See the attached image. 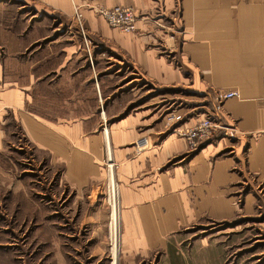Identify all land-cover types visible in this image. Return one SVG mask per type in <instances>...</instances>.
<instances>
[{
    "label": "crops",
    "instance_id": "obj_1",
    "mask_svg": "<svg viewBox=\"0 0 264 264\" xmlns=\"http://www.w3.org/2000/svg\"><path fill=\"white\" fill-rule=\"evenodd\" d=\"M40 1L69 15L72 3L78 5L88 32L94 30L96 22L108 26L101 17L98 21L96 7H130L137 17L136 29L130 41L121 39L118 45L131 53L133 65L145 78L163 81L180 77L181 69L191 62L196 76L214 95L228 90L238 92L237 97L226 99L215 115L219 126L201 143L199 164L168 171L157 169L181 141H171L157 154H136L134 131L121 123L101 120L97 92L84 65L87 47L77 32L57 62L59 71L49 66L52 63L47 60L51 57L42 56L35 61L42 65L28 72L26 83L10 84L0 92V108H9L15 114L35 153L42 179L51 177L56 181L53 196L60 198L67 191L72 195L68 206L81 205L87 209L85 216L88 212L99 215L101 209L94 206V201L108 183L105 166L107 155H111L117 164L122 256L160 246L170 232L179 228L188 212H199V189L203 187L221 193L212 208L219 214L231 212L234 198H226V192L240 175L231 168L233 160H239L236 164L243 176L257 177L264 183V0ZM98 24L100 33L114 34ZM27 38L31 36L21 41L23 46L29 43ZM164 49H179L181 65L174 67L161 53ZM76 60H82V65L70 69ZM228 141L234 144V157L227 154L210 161L212 154L228 148ZM146 146L142 144L140 149ZM192 198L194 202L189 204ZM245 202L251 210L250 195Z\"/></svg>",
    "mask_w": 264,
    "mask_h": 264
},
{
    "label": "rangeland",
    "instance_id": "obj_2",
    "mask_svg": "<svg viewBox=\"0 0 264 264\" xmlns=\"http://www.w3.org/2000/svg\"><path fill=\"white\" fill-rule=\"evenodd\" d=\"M76 8L83 15L81 7L74 3L69 15L45 1L0 0V92L10 84L26 83L28 72L42 65L35 63L42 56L53 57L47 58L52 63L49 66L59 71L57 62L62 60L63 50L78 33L87 47L84 65L97 92L95 100L103 123H121L134 131L132 145L136 154H157L171 141H181L157 171L199 164L201 143L209 138L191 141L185 132L199 118L212 117L218 102L217 95L196 76L195 65L188 62L177 78L147 79L133 65L131 53L118 45L121 39L130 41L133 32L124 33L104 24L99 14L104 7H96L95 16L101 21L98 23L114 34L100 33L97 22L88 32L84 15L82 34L74 15ZM26 36L31 38L23 46L21 41ZM178 51L164 49L161 53L177 67L181 65ZM81 61L76 60L70 69L82 65ZM222 131L225 133L226 128ZM146 143V148L140 149ZM233 145L228 141V148L208 159L214 161L227 154L234 157ZM30 147L15 114L9 108H0V264H264V183L257 177L243 176L236 164L239 160H233L231 168L240 175L226 192V198H234L231 212L219 214L212 208L221 193L203 187L199 189V212H188L179 228L170 232L160 246L122 256L120 237L117 235L116 251L113 235L109 238V178L105 190L94 201V206L101 209L99 215L88 212L85 216L87 209L81 205L68 206L72 195L67 191L60 198L53 196L56 181L51 177L42 179ZM116 171L117 166L113 179L119 201ZM248 195L253 199L251 210L245 206ZM117 222L121 234L118 217Z\"/></svg>",
    "mask_w": 264,
    "mask_h": 264
},
{
    "label": "built area",
    "instance_id": "obj_3",
    "mask_svg": "<svg viewBox=\"0 0 264 264\" xmlns=\"http://www.w3.org/2000/svg\"><path fill=\"white\" fill-rule=\"evenodd\" d=\"M99 14L101 17L105 20V22L112 26L113 28H116L124 33H131L134 32L136 27H135V22H136V15L135 12L133 11L132 8L126 7V6H115V7H104L100 9ZM75 19L77 23L79 24V28L81 29V32L83 30V24H82V18L83 15L82 13L78 10V8L75 9L74 12ZM82 34H84L82 32ZM238 92L236 90H228L222 93H218L216 98H217V110L214 112L215 114L211 116H206L203 119L199 120V122L191 129L187 130L185 132V136L187 137L188 140H193V139H199L203 140L206 138H209L213 132V130L218 127L219 125L215 121L214 117L215 115L218 116V113L221 110V101L226 100L230 97H237ZM115 166L117 164L115 161L107 155L106 158V168H107V173L110 175L111 171H114ZM113 176V174H112ZM109 178V177H108ZM112 178V177H111ZM108 188V200H109V205L111 207V220L112 224L110 225V232H109V238L111 240L112 235H118L120 237V231H119V224L112 216L113 208L115 209L116 206V211H118V193L115 196V190L112 186L110 188L109 183L107 185ZM117 197V198H116ZM116 222V226H115Z\"/></svg>",
    "mask_w": 264,
    "mask_h": 264
},
{
    "label": "bare ground",
    "instance_id": "obj_4",
    "mask_svg": "<svg viewBox=\"0 0 264 264\" xmlns=\"http://www.w3.org/2000/svg\"><path fill=\"white\" fill-rule=\"evenodd\" d=\"M112 174H113V172L111 171V173H110L111 176H109V178H110L109 180H110V184L113 186V188L115 190L116 182L114 181ZM112 216L116 220V218H117L116 206H115V209L113 208ZM115 226H116V222H115ZM113 240H115V242H116V243L113 242V249L116 251L117 250L116 247L118 245V242H117V233H116V235H113ZM114 264H116V263H114Z\"/></svg>",
    "mask_w": 264,
    "mask_h": 264
}]
</instances>
